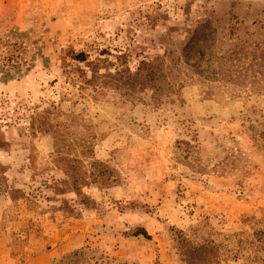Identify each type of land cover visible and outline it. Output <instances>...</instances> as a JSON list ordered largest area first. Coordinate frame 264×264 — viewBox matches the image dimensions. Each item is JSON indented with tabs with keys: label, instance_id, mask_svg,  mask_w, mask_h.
I'll return each instance as SVG.
<instances>
[{
	"label": "rangeland",
	"instance_id": "obj_1",
	"mask_svg": "<svg viewBox=\"0 0 264 264\" xmlns=\"http://www.w3.org/2000/svg\"><path fill=\"white\" fill-rule=\"evenodd\" d=\"M0 264H264V0H0Z\"/></svg>",
	"mask_w": 264,
	"mask_h": 264
},
{
	"label": "trees",
	"instance_id": "obj_2",
	"mask_svg": "<svg viewBox=\"0 0 264 264\" xmlns=\"http://www.w3.org/2000/svg\"><path fill=\"white\" fill-rule=\"evenodd\" d=\"M142 234H144V236H148L145 231H142ZM198 250H200L202 253V249H194V252L197 253ZM200 256H201V254H198V257H200Z\"/></svg>",
	"mask_w": 264,
	"mask_h": 264
}]
</instances>
